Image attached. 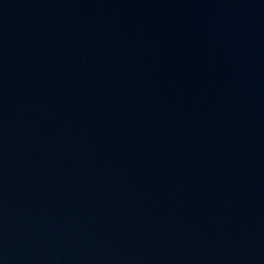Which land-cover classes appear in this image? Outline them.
<instances>
[{"label": "water", "instance_id": "water-1", "mask_svg": "<svg viewBox=\"0 0 264 264\" xmlns=\"http://www.w3.org/2000/svg\"><path fill=\"white\" fill-rule=\"evenodd\" d=\"M0 264H264V0H0Z\"/></svg>", "mask_w": 264, "mask_h": 264}]
</instances>
